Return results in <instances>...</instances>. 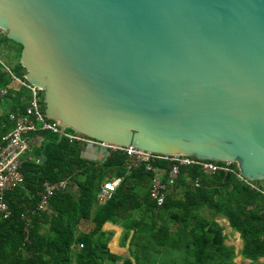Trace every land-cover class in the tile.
I'll use <instances>...</instances> for the list:
<instances>
[{
    "label": "water",
    "instance_id": "water-1",
    "mask_svg": "<svg viewBox=\"0 0 264 264\" xmlns=\"http://www.w3.org/2000/svg\"><path fill=\"white\" fill-rule=\"evenodd\" d=\"M0 30L58 138L264 181V0H0Z\"/></svg>",
    "mask_w": 264,
    "mask_h": 264
},
{
    "label": "trees",
    "instance_id": "trees-1",
    "mask_svg": "<svg viewBox=\"0 0 264 264\" xmlns=\"http://www.w3.org/2000/svg\"><path fill=\"white\" fill-rule=\"evenodd\" d=\"M7 41L20 51L19 45ZM9 71L22 78L18 63ZM10 83L0 64V88L7 89L0 99V136L11 125L7 114L22 111L27 98L24 89ZM36 136L42 140L32 153L34 159L21 164L22 184L4 194L10 215L0 218V264H234V252L251 264L264 260V204L232 173L206 176L197 166L180 167L176 188L156 206L148 196L151 174L144 164L125 174L119 152L97 164L80 157L83 144L48 131L31 135ZM39 155L41 161L36 160ZM154 165L167 168L165 162ZM106 173L122 176V181L110 200L96 205ZM64 179L72 191L53 194L46 208L37 211L41 184ZM187 179L196 180L197 187ZM22 213L29 219L26 233ZM81 221L90 222L91 230L80 232ZM104 224L120 229L119 244L126 246V256L108 250L112 232ZM232 233L238 234L244 255L236 243L234 248L226 244Z\"/></svg>",
    "mask_w": 264,
    "mask_h": 264
},
{
    "label": "built area",
    "instance_id": "built-area-1",
    "mask_svg": "<svg viewBox=\"0 0 264 264\" xmlns=\"http://www.w3.org/2000/svg\"><path fill=\"white\" fill-rule=\"evenodd\" d=\"M0 64L5 73L8 74L10 81L24 89L27 93L22 111L9 112L7 114L8 121L11 125L0 136V218L7 219L10 211L4 200V194L22 184L21 164L34 159L32 155L33 146L31 135L38 131H48L53 134H58V124L44 117L42 91L26 83L23 78L15 77L1 61ZM6 93V88H0V99ZM61 137L66 138L70 143L96 145L106 152L107 157L111 153L119 152L124 156L121 166L125 174L137 168L140 164H144L145 171L151 174L148 183V196L156 206H160L166 195L176 188L175 181L179 168L187 166L199 167L200 172L206 176L215 173H232L236 180L248 189L259 194L264 204V186L259 184L261 181H251L243 178L238 173L237 166L234 162L200 161L191 157L156 155L130 146L118 147L97 142L67 129L63 130ZM157 162H165L167 166L166 170L155 166L154 164ZM121 181L122 176L105 175L98 185L95 195L96 205H102L110 200ZM188 181L192 187H197L196 180ZM70 190L72 191L68 181L65 179L53 183H42L40 191L38 192V201L35 209L37 211L44 210L50 196L57 192H67ZM262 212L264 213V209ZM19 219L23 225V232L26 233L29 219L25 213H22ZM218 221L222 224L224 219L220 218Z\"/></svg>",
    "mask_w": 264,
    "mask_h": 264
},
{
    "label": "crops",
    "instance_id": "crops-1",
    "mask_svg": "<svg viewBox=\"0 0 264 264\" xmlns=\"http://www.w3.org/2000/svg\"><path fill=\"white\" fill-rule=\"evenodd\" d=\"M42 138L40 136H36V137H32V153L35 152V150L39 147L40 142H41ZM80 157L84 160H88L97 164L102 163L106 158V152L104 150H102L101 148H99L96 145H83L82 151L80 152ZM223 225L226 226V222L224 221L222 223ZM92 228V224L88 221H81L78 225V230L80 232L83 233H87L88 231H90ZM103 228L105 230H109L112 232V236L107 244V248L108 250L115 255H127V248L126 246H121L119 244V237H120V229L116 226L110 225V224H104ZM228 229V228H226ZM43 230H46V226H43ZM227 231V230H226ZM236 236V241H234V243H236L239 251L241 252V254H243L242 252V246H241V241L238 238V234L234 233ZM232 235V234H231ZM234 237V236H233ZM227 239H231V236H229ZM234 243H233V248H234ZM244 255V254H243ZM236 255L234 252V258H233V262L234 264H236L235 259H236ZM239 259V258H238ZM237 259V260H238ZM262 259V258H261ZM240 263H242V261H244V263L246 264H251L249 260L245 259L244 257L240 256ZM239 263V264H240ZM257 264H264V260L262 259L261 262H258Z\"/></svg>",
    "mask_w": 264,
    "mask_h": 264
},
{
    "label": "rangeland",
    "instance_id": "rangeland-1",
    "mask_svg": "<svg viewBox=\"0 0 264 264\" xmlns=\"http://www.w3.org/2000/svg\"><path fill=\"white\" fill-rule=\"evenodd\" d=\"M18 47L16 45H13L11 43H9L6 39H5V34L3 31L0 30V61L7 66L9 69L13 70L16 67L17 62V57H18ZM23 72V71H22ZM9 86H13L15 88H19L15 83H10ZM5 103V102H4ZM109 173H106L103 175V177L105 175H107ZM102 177V178H103ZM260 185L264 186V182L261 181L259 182ZM219 222V221H218ZM221 226L224 227V230L229 231V229H226V226L221 224ZM234 236V237H233ZM234 241H236V236L234 233H232L231 235V239H227L226 244H230L233 246ZM237 261V262H236ZM236 264H239L240 258L237 260V258L235 259ZM240 264H246L244 263V261H242V263Z\"/></svg>",
    "mask_w": 264,
    "mask_h": 264
}]
</instances>
